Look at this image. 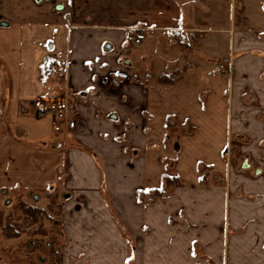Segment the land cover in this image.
<instances>
[{
    "label": "crops",
    "instance_id": "crops-1",
    "mask_svg": "<svg viewBox=\"0 0 264 264\" xmlns=\"http://www.w3.org/2000/svg\"><path fill=\"white\" fill-rule=\"evenodd\" d=\"M129 33L202 34L211 48L188 66L191 83L176 69L159 85L165 71L138 74L151 56ZM259 52L264 0H0V187L60 191L58 264H264V177L199 184L198 172L224 179L230 136L249 139L244 150L264 138L242 102L264 101ZM46 56L64 64L52 93L72 129L39 128ZM207 59L229 74L203 76ZM163 175L183 186L138 202Z\"/></svg>",
    "mask_w": 264,
    "mask_h": 264
},
{
    "label": "rangeland",
    "instance_id": "rangeland-1",
    "mask_svg": "<svg viewBox=\"0 0 264 264\" xmlns=\"http://www.w3.org/2000/svg\"><path fill=\"white\" fill-rule=\"evenodd\" d=\"M172 35L151 34L147 37L142 34L136 36L138 43L133 44L131 48L138 49L143 47L147 55L150 54L151 56L148 66L142 64L138 68V74L142 78L143 74L146 76L149 74L156 76L163 71L170 73L173 69H178L181 71V75L186 79L187 83L192 82L190 79L191 74L187 68L189 65H194L198 60L201 63L202 59L207 57V52L211 48L208 46V38L206 36H201V38L199 36L197 38V35L191 36L190 33H182L178 38H173ZM258 55L264 58V52H259ZM217 66L224 67L225 72L218 74L215 71ZM202 67L203 70L201 71L203 76H206L207 73L212 74L213 71L217 75H227L231 68L228 64L216 62L214 59H207V62ZM58 95L50 98L43 97L42 100L59 97ZM242 102L248 108L246 114L255 120L254 124L258 123L264 128V101H258L256 95L244 93ZM39 120V128L47 133L48 118ZM246 122H248L247 117ZM248 140L240 136H230V142L222 152V158L224 159L226 168V177L224 179L219 178V176L214 174L212 169L207 167L202 169L201 167L198 171L200 173L199 184H207L208 177H210V181L218 185L228 183L227 178L235 185H239V180L242 176L254 179L257 175L261 174L264 177V138L259 142L258 148L244 150L243 145L248 144ZM243 163H247L248 168H243ZM257 170L260 173H257ZM53 189L55 188L49 187L43 191H23L15 186L0 187V264H51L52 261H48V245L51 244L52 249L60 252L61 230L58 212L56 213L55 211L52 213L48 211L49 219L44 217L38 225L31 226L24 219L21 209V205L26 204L47 210V203L49 202L48 195ZM35 195L38 198H35ZM15 226L24 228L23 234L15 239L8 238V235L13 233V230L10 228Z\"/></svg>",
    "mask_w": 264,
    "mask_h": 264
},
{
    "label": "trees",
    "instance_id": "trees-1",
    "mask_svg": "<svg viewBox=\"0 0 264 264\" xmlns=\"http://www.w3.org/2000/svg\"><path fill=\"white\" fill-rule=\"evenodd\" d=\"M199 38H201L202 34L197 35ZM185 45V44H184ZM38 78L39 82L43 87V97L44 98H50L53 96V90L61 87L64 82V64L57 62L55 59H53L50 56H46L38 68ZM180 76V71L173 70L170 73L163 72L161 75H159L156 79V83L159 85H166L171 86L174 84L175 80H177ZM152 79L153 75H148V79ZM165 127L166 130H173L175 129L174 123L171 122L170 118H166L165 120ZM193 129L189 127L187 131H184L183 133H191ZM162 186L160 188L151 190V191H138L136 196L138 202H143L145 195H151L154 197H162L166 194V190L170 188H181L183 186V183L180 181V179L176 176H168L163 175L161 178ZM59 191L57 189H53L50 191V194L48 195L49 202L47 203V210L38 208V207H32L28 206L26 204L21 205L22 213L24 215V219L30 223L31 226L38 225L41 219L44 217L48 218V211H51L52 213L56 211L59 212L60 208V202H59ZM9 228V227H8ZM13 230V233L8 235V238H18L19 235L23 234L24 228H20L19 226H15L13 228H10ZM40 229V228H39ZM15 232V233H14ZM48 245V261L52 263L51 264H58V255L59 252L55 251V249H52ZM51 260V261H50Z\"/></svg>",
    "mask_w": 264,
    "mask_h": 264
},
{
    "label": "built area",
    "instance_id": "built-area-1",
    "mask_svg": "<svg viewBox=\"0 0 264 264\" xmlns=\"http://www.w3.org/2000/svg\"><path fill=\"white\" fill-rule=\"evenodd\" d=\"M137 37L133 33L126 35V45L132 46L138 43ZM215 71L218 74H223L225 72L224 67L217 66ZM36 116L40 119L50 118L52 122V128L55 132H60L62 126H66L68 129L74 127V119L70 112V107L68 105L67 99L63 96L44 99L38 104Z\"/></svg>",
    "mask_w": 264,
    "mask_h": 264
},
{
    "label": "water",
    "instance_id": "water-1",
    "mask_svg": "<svg viewBox=\"0 0 264 264\" xmlns=\"http://www.w3.org/2000/svg\"><path fill=\"white\" fill-rule=\"evenodd\" d=\"M242 167H243V168H248V164H247V163H243V164H242ZM257 173H260V171L257 170Z\"/></svg>",
    "mask_w": 264,
    "mask_h": 264
}]
</instances>
